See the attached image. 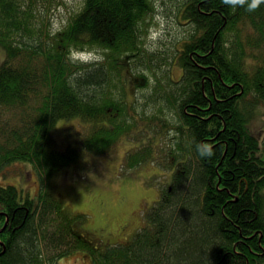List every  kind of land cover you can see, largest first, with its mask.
<instances>
[{"label": "trees", "instance_id": "1", "mask_svg": "<svg viewBox=\"0 0 264 264\" xmlns=\"http://www.w3.org/2000/svg\"><path fill=\"white\" fill-rule=\"evenodd\" d=\"M177 1L188 28L164 61L175 66L166 89L148 65L158 53L145 40L155 0H83L59 27L44 25L41 13L62 0H0V173L28 161L39 176L36 201L0 185V264H58L75 251L92 264H264V162L248 126L264 106V4L249 11L223 0ZM85 48L100 49L102 59L70 60V51ZM139 66L159 85L142 94L143 105L137 92L148 78ZM60 118L85 123L80 145L55 147ZM124 138L141 143L126 151L125 169L168 154L163 167L175 171L131 240L100 251L73 230L85 216L67 211L51 178ZM198 142L213 154L201 156Z\"/></svg>", "mask_w": 264, "mask_h": 264}, {"label": "rangeland", "instance_id": "2", "mask_svg": "<svg viewBox=\"0 0 264 264\" xmlns=\"http://www.w3.org/2000/svg\"><path fill=\"white\" fill-rule=\"evenodd\" d=\"M62 2L64 4L53 3L51 6L54 7L49 9L50 12L41 13L45 16L44 25L50 21L54 27L61 26L69 13L78 11L83 4V0H62ZM177 3V0H155L156 12L147 28L145 40L149 52H158L157 56H153L152 62H148L150 67L156 69L155 72L143 66L136 69H142L148 78V81H144L147 82V86L142 85L137 92L139 105L145 102L142 94H150L154 85L160 83L161 88L167 89L166 78L169 75L167 69L170 71L175 66L164 61L173 60L177 40L184 36L188 28L185 20L177 17ZM40 20L42 21L41 18ZM45 28L46 26L44 30ZM98 53H102L100 49ZM4 55V48L0 46V64ZM153 72L159 80L157 84ZM134 81L135 78L128 77L125 82V95L128 99L134 96ZM161 96L158 102H163ZM142 107L149 112L153 103L147 102ZM257 108L258 111L250 119L248 126L258 139L257 155L264 162V106L259 105ZM164 110L167 118L173 120L172 110L167 107ZM85 127V123L78 118L58 119L51 131L55 139V147L62 150L69 146L80 145L79 135ZM165 136L168 137H163L161 144L166 147L172 143L173 133ZM140 144L136 140L124 138L108 153L96 157L83 155L78 164L56 171L51 178L53 191L62 200L67 211L85 216L82 221L74 222L73 230L100 251L108 243L130 241L143 223V210L149 208L158 199L162 186L172 181L175 167L170 169L163 167L169 160L168 154L160 158L162 163L153 160L130 170L123 167L126 151ZM117 177L119 183H114ZM7 184L16 186L22 199L28 195L36 201L39 176L31 162L19 161L6 167L0 173V185ZM262 193L264 194V188ZM58 264H92V261L88 253L75 251L60 258Z\"/></svg>", "mask_w": 264, "mask_h": 264}, {"label": "clouds", "instance_id": "3", "mask_svg": "<svg viewBox=\"0 0 264 264\" xmlns=\"http://www.w3.org/2000/svg\"><path fill=\"white\" fill-rule=\"evenodd\" d=\"M223 2L230 6L233 10L237 6H245L249 11L255 10L264 0H223ZM69 58L73 62L88 63L102 59V56L95 49L72 50L69 52ZM197 151L201 156H211L213 154L212 145L207 142H198L196 145ZM114 183H119V178L114 180ZM142 183V181H141Z\"/></svg>", "mask_w": 264, "mask_h": 264}]
</instances>
